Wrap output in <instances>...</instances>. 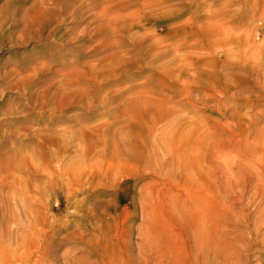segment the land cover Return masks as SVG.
Returning a JSON list of instances; mask_svg holds the SVG:
<instances>
[{
  "label": "rangeland",
  "instance_id": "1",
  "mask_svg": "<svg viewBox=\"0 0 264 264\" xmlns=\"http://www.w3.org/2000/svg\"><path fill=\"white\" fill-rule=\"evenodd\" d=\"M0 201L8 255L95 207L135 264H264V0H0Z\"/></svg>",
  "mask_w": 264,
  "mask_h": 264
},
{
  "label": "bare ground",
  "instance_id": "2",
  "mask_svg": "<svg viewBox=\"0 0 264 264\" xmlns=\"http://www.w3.org/2000/svg\"><path fill=\"white\" fill-rule=\"evenodd\" d=\"M245 39L248 40V38ZM216 43L219 44L218 42ZM235 43L237 44V42ZM238 46L239 45H237V47ZM218 47L222 48L223 46L222 47L218 46ZM244 47L242 49H244ZM14 205L16 206V204ZM14 205L11 202L0 203V229H4V233H3L4 236L0 237V264H30L31 262H33L34 257H35L34 259L35 264H48L49 262H51L50 259L52 261L53 260L56 261L59 259L58 249L59 247H62L63 242L72 241V240L74 241V244H81V247L73 248L69 250L66 254H64L60 258L61 260L63 258L65 259L68 255L72 264H74V261L77 264H84L87 262L90 263V260L93 257L91 248L95 245H98L101 247L102 255L105 257L113 258L116 254H119L120 252L121 253L125 252L127 257L129 256L133 264H135L136 262V259L132 255L133 251L131 249L133 247L132 246L133 244L131 243V237L128 235V238H126L125 234L122 235L121 232L120 234L119 233L116 234L117 232L115 233L116 241L113 240V237H106L104 235L106 234L105 233L106 230H110L111 227L117 225V223L114 220L108 221L106 217L102 216L104 211L100 210L99 212L98 211L99 208L97 209L95 207L92 209H87L84 215H82V219L87 224L89 231H86L84 229L85 231H82V233L73 232L72 234H69L66 237H64V239H60L59 235L65 229L70 228L73 224L72 222L71 223L68 222L65 224L63 223V225L65 226L60 227L58 230H56V232H54V234H52L50 231H48L50 227L47 226L48 222L46 220V217L45 218L44 216L36 217L37 219H39V221L37 220L32 222L37 227H34V224L32 222H29L28 224L26 223L25 229L29 231V233L25 236L24 239L17 242L16 245L17 247L19 245L20 247L21 246L24 247L25 252L20 253L18 247L19 252H17V250L12 249L11 254L8 255V253L5 250L6 249L5 247L7 244H9L8 240L11 239L9 236V238L7 237L8 240H5V236L11 234L9 232V224L11 223L18 224L19 221L17 216L12 214V209ZM134 205L136 206V203ZM6 210L8 211V213L11 212L12 214V217L9 220L5 219L6 215L8 214ZM90 218L92 220H90ZM22 225L23 223H21V227ZM116 243L117 245H115Z\"/></svg>",
  "mask_w": 264,
  "mask_h": 264
}]
</instances>
